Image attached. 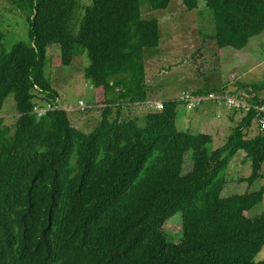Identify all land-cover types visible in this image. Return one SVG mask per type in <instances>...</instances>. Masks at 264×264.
I'll list each match as a JSON object with an SVG mask.
<instances>
[{
	"label": "trees",
	"instance_id": "trees-1",
	"mask_svg": "<svg viewBox=\"0 0 264 264\" xmlns=\"http://www.w3.org/2000/svg\"><path fill=\"white\" fill-rule=\"evenodd\" d=\"M79 1H13L30 23V40L0 51V264H264L254 261L264 248V213L247 216L264 187L224 195L240 152L252 164L242 181L262 178L264 133L248 136L256 112L215 150L212 136L178 130L176 100L142 121L123 117L149 99L146 51L161 46L160 21L143 17L141 0H93L81 18ZM172 1L149 3L165 11ZM181 1L188 12L202 3L213 12L220 53L243 50L264 33V0ZM54 46L64 67L87 54L85 79L104 90L91 133L64 110L33 113L37 103L57 106L45 71ZM13 94L11 127L1 113ZM177 214L176 243L165 225Z\"/></svg>",
	"mask_w": 264,
	"mask_h": 264
},
{
	"label": "rangeland",
	"instance_id": "rangeland-1",
	"mask_svg": "<svg viewBox=\"0 0 264 264\" xmlns=\"http://www.w3.org/2000/svg\"><path fill=\"white\" fill-rule=\"evenodd\" d=\"M13 1L15 0H0V51L3 47L10 52L17 43H28L30 40V23ZM79 3L82 7V18L84 9L91 6L93 0H80ZM179 4L180 1L175 0L169 10L152 11L149 0H141L143 17L159 20L162 27L161 46L158 49L146 51L147 81L153 84L154 91L160 99L177 101L184 91L196 93L198 88H208L202 89L204 91L214 88L215 90L210 92L216 91L231 96L252 89L260 100L264 101V33L251 40L243 50H229L220 53L217 41L213 39L216 34L213 12L204 3L193 12H188ZM60 53L57 46L49 48L45 69L47 77L51 80L53 88L62 97L68 98L69 104H63L59 100L58 105L64 109L77 111L80 102H84L89 108L85 113L74 112L69 115L73 125L86 133H91L101 119L103 108L99 107L103 100L97 102L100 96L97 99L96 94L99 92L92 89L90 82L85 79V69L90 65V60L85 54L76 57L71 67H64ZM255 86L258 90H255ZM156 103L161 102L137 103L138 105L129 106L127 110L133 116L138 115L142 121L148 113L157 111ZM207 104L209 103L201 108ZM227 111L239 114L241 119L248 116L239 112ZM191 113L192 111L186 106L179 105L177 128L182 132L197 134L198 132L189 130L183 122V117H188ZM1 116L7 126L15 125L14 94L6 101ZM229 118L231 117H227L230 121ZM237 125L238 123H232L230 127L226 125L221 135H215L217 146L214 144L210 149L215 150L224 146L233 131L231 129H235ZM259 132L258 126L255 125L248 136L254 138ZM245 158L244 152H240L231 161L230 168L227 170L228 186L224 193L225 196L257 192L264 187L263 175L252 185L242 181L252 175V165ZM244 159L246 162L243 163ZM191 168L189 158L186 160L185 172L187 173ZM232 169L233 171H230ZM263 213L264 200L249 211L247 216L254 219ZM165 230L172 241L180 242L183 233L182 215L177 214L169 220L165 225ZM254 261L256 263L264 261V248L256 255Z\"/></svg>",
	"mask_w": 264,
	"mask_h": 264
},
{
	"label": "built area",
	"instance_id": "built-area-1",
	"mask_svg": "<svg viewBox=\"0 0 264 264\" xmlns=\"http://www.w3.org/2000/svg\"><path fill=\"white\" fill-rule=\"evenodd\" d=\"M91 84V83H90ZM92 89L95 90V87ZM256 99L260 100V97L252 89L245 92H240L236 96H231L225 93L209 92L205 94H197L195 92L184 91L178 98V102L186 106L190 110H196L202 107L206 103H212L219 108H225L229 111L239 112L240 114L248 115L250 112H256L255 123L258 129L264 133V105L255 102ZM105 106H100L99 108H104ZM164 103H156L157 111H162ZM57 104L53 106L50 103H37L34 107V114L39 118H44L48 113L61 109L68 113H85L89 108L85 106L84 102H80L77 111L63 108Z\"/></svg>",
	"mask_w": 264,
	"mask_h": 264
},
{
	"label": "crops",
	"instance_id": "crops-1",
	"mask_svg": "<svg viewBox=\"0 0 264 264\" xmlns=\"http://www.w3.org/2000/svg\"><path fill=\"white\" fill-rule=\"evenodd\" d=\"M179 1H180L179 6L185 8L183 6L182 1L181 0H179ZM173 2H172V4H173ZM147 85H148V88H149V99H148V101L146 103L152 102V101H154V102H163L164 103L165 101L169 100V99H160L159 95L157 93H155V91H154V88L152 86L153 84L149 83V81H147ZM202 89H208V88H198L197 92L204 91ZM211 90H215V89L214 88L209 89V91H211ZM98 92L99 93L96 94V97L98 99V97L100 96V98H99V100L97 102L106 99L104 90L100 89V90H98ZM100 92H101V94H100ZM58 96L59 97L57 99V104H58L59 100L63 104H69L68 103V98L62 97L59 93H58ZM136 105H138V104H136ZM136 105H133V106H136ZM128 108L129 107H126L123 110V117H125V118H139L138 115L133 116L130 113V111L127 110ZM221 109L222 108H219V107L215 106L214 104L209 103L206 106H204L203 108L200 107V109H198V110H191L192 113L190 115H188V117L187 116L183 117V122H184L185 126L188 127L189 130H194L195 132H198L197 134H207V135L212 136L214 138V144L216 145L217 137L215 135H221L222 134V130L224 128H226V125L228 127H230V126H232V123H238L239 124L241 122V120H242L241 117L239 116V114L230 113V112H228L225 109H222V110ZM227 117H231V118H229L230 121L227 119ZM99 122H98V124H99ZM76 128H78V127H76ZM233 129L234 128H232L231 130H233ZM245 157H246V154L244 153V158ZM245 159L243 160V163L246 162ZM230 171H233V169L230 170ZM262 175L264 177V164H263V168H262Z\"/></svg>",
	"mask_w": 264,
	"mask_h": 264
},
{
	"label": "clouds",
	"instance_id": "clouds-1",
	"mask_svg": "<svg viewBox=\"0 0 264 264\" xmlns=\"http://www.w3.org/2000/svg\"><path fill=\"white\" fill-rule=\"evenodd\" d=\"M214 92H216V91H214ZM197 93V92H196ZM178 100V99H177ZM262 101V100H261ZM56 103H57V101H56ZM156 112V111H155ZM243 119V118H242Z\"/></svg>",
	"mask_w": 264,
	"mask_h": 264
}]
</instances>
